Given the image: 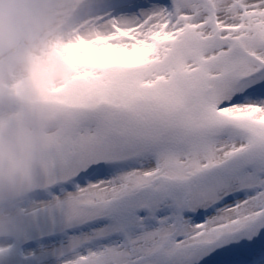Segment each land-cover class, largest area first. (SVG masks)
Segmentation results:
<instances>
[{
	"label": "snow or ice",
	"instance_id": "1",
	"mask_svg": "<svg viewBox=\"0 0 264 264\" xmlns=\"http://www.w3.org/2000/svg\"><path fill=\"white\" fill-rule=\"evenodd\" d=\"M102 23L33 208L76 232L60 264H264V0H107Z\"/></svg>",
	"mask_w": 264,
	"mask_h": 264
},
{
	"label": "clouds",
	"instance_id": "2",
	"mask_svg": "<svg viewBox=\"0 0 264 264\" xmlns=\"http://www.w3.org/2000/svg\"><path fill=\"white\" fill-rule=\"evenodd\" d=\"M105 15L107 0H0V255L35 221L50 143L76 120L73 56Z\"/></svg>",
	"mask_w": 264,
	"mask_h": 264
},
{
	"label": "rangeland",
	"instance_id": "3",
	"mask_svg": "<svg viewBox=\"0 0 264 264\" xmlns=\"http://www.w3.org/2000/svg\"><path fill=\"white\" fill-rule=\"evenodd\" d=\"M139 11L140 9H136L133 12L120 13V15L131 17ZM64 228L61 222L53 223L50 220L35 218L34 223L27 227L17 240L11 242V247L8 249L7 254L0 256V264H60L58 253L67 247L71 237L70 235L62 234ZM58 233H61L60 236L55 237L52 242L43 243L32 250L20 249V244L30 237L46 234H54L55 236Z\"/></svg>",
	"mask_w": 264,
	"mask_h": 264
}]
</instances>
